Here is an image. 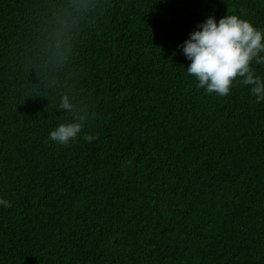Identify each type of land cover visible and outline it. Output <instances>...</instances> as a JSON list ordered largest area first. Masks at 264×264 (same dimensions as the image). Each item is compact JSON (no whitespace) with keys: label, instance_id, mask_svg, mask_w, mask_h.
Wrapping results in <instances>:
<instances>
[{"label":"trees","instance_id":"1","mask_svg":"<svg viewBox=\"0 0 264 264\" xmlns=\"http://www.w3.org/2000/svg\"><path fill=\"white\" fill-rule=\"evenodd\" d=\"M0 264H264V0H0Z\"/></svg>","mask_w":264,"mask_h":264}]
</instances>
